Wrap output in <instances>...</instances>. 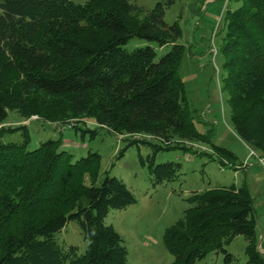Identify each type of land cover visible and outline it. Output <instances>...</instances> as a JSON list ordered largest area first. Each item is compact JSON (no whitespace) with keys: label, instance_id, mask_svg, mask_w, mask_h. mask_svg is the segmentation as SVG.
<instances>
[{"label":"trees","instance_id":"trees-1","mask_svg":"<svg viewBox=\"0 0 264 264\" xmlns=\"http://www.w3.org/2000/svg\"><path fill=\"white\" fill-rule=\"evenodd\" d=\"M173 1L157 0L141 19L129 0H0V123L14 110L45 121L91 118L119 134L155 136L164 144L151 143L153 182L175 179L180 163H154V154L171 148L175 136L211 138L194 127L178 74L181 28L163 20ZM235 1L240 4L223 18L222 90L235 131L264 156V0ZM132 37L171 46L157 58L151 45L125 49ZM17 128L24 127L0 126V264H128L122 236L104 222L110 209L136 201L123 180L106 175L96 184L99 154L72 161L60 149L61 139L31 150L26 131L22 142L2 141L4 130ZM187 201L189 207L162 235L173 256L169 264H194L211 251L222 252L223 264H264L244 184L193 191ZM69 220L86 241L81 253L55 237ZM236 235L246 239L244 262L225 248Z\"/></svg>","mask_w":264,"mask_h":264},{"label":"rangeland","instance_id":"rangeland-1","mask_svg":"<svg viewBox=\"0 0 264 264\" xmlns=\"http://www.w3.org/2000/svg\"><path fill=\"white\" fill-rule=\"evenodd\" d=\"M83 3L87 0H72ZM138 7V17L143 18L157 0H129ZM240 4L235 0H174L164 10L163 20L168 25L177 22L182 34L177 42L184 45L178 74L184 85L191 120L197 131L209 134L211 142L185 140L173 137L171 148L158 150L154 163L174 161L180 163L178 176L155 184L149 169L151 143L164 142L143 133L119 134L91 118L69 117L66 121H45L38 115L24 117L8 110L0 126L21 127L1 135L4 142H22L27 132V150L34 149L47 139H61L60 149L72 161L99 154L96 184L106 175L123 180L136 201L122 209H110L104 218L122 236L127 248L128 264H169L173 256L166 250L162 235L166 227L179 219L189 207L187 197L218 185L244 184L253 199L257 219L258 242H264V156L261 151L243 140L235 131L230 119L227 94L222 90L224 69L220 51L224 13ZM151 45L157 58L170 49V44L159 46L157 41L132 37L124 45L132 50ZM88 131L82 134V130ZM94 134L91 136L90 132ZM149 138L146 142L131 139ZM190 146L172 147L174 143ZM220 146L234 153L231 160L215 152ZM221 159L223 163H221ZM63 245H75L81 253L86 248L83 234L74 220H69L55 233ZM246 239L236 235L225 245L238 262H244ZM264 254V249H259ZM263 250V251H262ZM194 264H223V254L211 251Z\"/></svg>","mask_w":264,"mask_h":264},{"label":"crops","instance_id":"crops-1","mask_svg":"<svg viewBox=\"0 0 264 264\" xmlns=\"http://www.w3.org/2000/svg\"><path fill=\"white\" fill-rule=\"evenodd\" d=\"M257 234V232H256ZM258 237V236H257ZM264 249V242H262V239H261V243H259V249ZM263 251V250H262Z\"/></svg>","mask_w":264,"mask_h":264}]
</instances>
